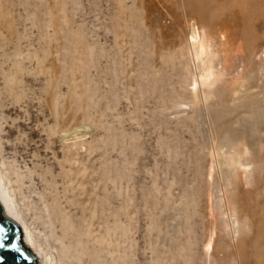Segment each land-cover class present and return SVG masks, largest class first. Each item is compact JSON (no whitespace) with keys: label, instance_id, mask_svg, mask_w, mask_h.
I'll use <instances>...</instances> for the list:
<instances>
[{"label":"rangeland","instance_id":"obj_1","mask_svg":"<svg viewBox=\"0 0 264 264\" xmlns=\"http://www.w3.org/2000/svg\"><path fill=\"white\" fill-rule=\"evenodd\" d=\"M0 168L56 258L264 264V0H0Z\"/></svg>","mask_w":264,"mask_h":264},{"label":"bare ground","instance_id":"obj_2","mask_svg":"<svg viewBox=\"0 0 264 264\" xmlns=\"http://www.w3.org/2000/svg\"><path fill=\"white\" fill-rule=\"evenodd\" d=\"M192 46L200 48L201 58L207 54L210 48L204 39L198 40L195 32L190 37ZM197 57V56H196ZM200 58V57H199ZM0 198L5 204V214L7 217L13 219L22 229L26 243L30 250L39 259L40 264H94V233L92 229H87L82 224L79 229L73 228L71 222L66 215L61 216L59 226L51 231L50 244L57 250L58 257H54L50 251L44 247L43 243L36 237L35 232L28 225L27 219L23 215L17 200L12 194L8 186L1 168H0ZM61 213V212H60ZM56 215V213H53ZM235 226V224H233ZM48 247V246H47ZM212 249V242L210 241L206 246V250Z\"/></svg>","mask_w":264,"mask_h":264},{"label":"water","instance_id":"obj_3","mask_svg":"<svg viewBox=\"0 0 264 264\" xmlns=\"http://www.w3.org/2000/svg\"><path fill=\"white\" fill-rule=\"evenodd\" d=\"M0 264H40L19 225L5 214L0 198Z\"/></svg>","mask_w":264,"mask_h":264}]
</instances>
